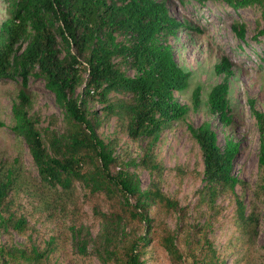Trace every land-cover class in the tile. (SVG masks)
Wrapping results in <instances>:
<instances>
[{"label":"trees","instance_id":"1","mask_svg":"<svg viewBox=\"0 0 264 264\" xmlns=\"http://www.w3.org/2000/svg\"><path fill=\"white\" fill-rule=\"evenodd\" d=\"M5 1L7 15L0 24V79L20 83L12 106V130L28 144L44 186H60L66 194L63 201H47L44 209L54 214L56 209L67 213L69 205L76 207L70 196L77 181L87 194L103 193L110 203L107 212L100 210V204L95 207L102 225L96 237L79 222L77 214L66 229L59 228L39 241L38 229L30 225L21 209V192L30 190L32 184L19 167L1 165L0 264H73L71 251L82 258L96 254L103 264H147L148 260L154 264L160 252L182 260L177 232L163 219L177 213V220L183 221L186 214H181L179 199L163 189L165 166L155 145L162 129L186 120L191 109L175 94L189 86L192 73L176 61L171 38L177 40L182 30L191 35L197 25L187 16L179 19L165 0ZM198 1L204 4L210 0ZM212 1H224L235 10L255 5L262 10L264 21V0ZM233 28L244 40L246 25L235 21ZM258 34L264 35V27ZM214 68L224 78L213 86L206 105L212 116L230 124L232 63L222 56ZM32 76L44 79L54 93L68 124L64 133L50 125L39 126L40 115L32 112L34 99L28 90ZM120 93L124 96L114 95ZM201 94L200 90L192 93L194 109L202 103ZM95 100L102 102L106 115L118 116L130 138L147 139L139 157L123 156L116 139L106 141L98 135L100 119L91 106ZM250 103L261 132L259 165L264 172V112L255 108L253 100ZM188 128L204 161V184L196 206H206L205 222L186 229L190 264H225L209 237L225 208L218 199L233 196L242 228L254 220V213L247 215L246 204L235 189L240 179L234 173V157L240 143L228 138L221 146L209 121L188 123ZM137 167L151 174L146 188ZM258 196L264 200V173ZM15 234L26 241L2 239Z\"/></svg>","mask_w":264,"mask_h":264},{"label":"rangeland","instance_id":"2","mask_svg":"<svg viewBox=\"0 0 264 264\" xmlns=\"http://www.w3.org/2000/svg\"><path fill=\"white\" fill-rule=\"evenodd\" d=\"M170 10L181 20L187 16L197 30H182L179 38H171L175 47L176 61L180 66L191 71L189 86L175 94L178 99L190 106L186 120L174 121L164 127L160 138L155 145V152L165 166L163 189L179 199L181 214L185 212L186 218L178 221L177 213L164 216V221L177 232L178 246L183 253L182 260H177L165 252L157 255L154 264H190L188 253L189 239L186 229L194 228L197 223H204L206 206H196L200 200L199 190L203 186L202 171L204 161L199 144L192 136L188 123L199 125L204 121L212 123L219 134V144L224 146L226 140L231 138L238 141L239 150L234 157V173L240 179L235 189L246 204L247 215L253 214L254 220L242 228L237 216V204L233 196L222 195L218 200L223 205L224 211L220 220L216 221L209 237L224 257L225 264H264V200L258 196V189L262 182L263 169L259 165V147L261 132L257 119L253 113L250 100L255 103V108L264 112V35L258 31L264 27L262 10L255 6H248L235 10L224 1H207L204 4L198 0H165ZM7 15V3L0 0V24ZM243 22L246 25L245 39L237 36L233 23ZM200 29V30H198ZM256 35L258 39L255 38ZM226 56L232 63L234 71L230 78V94L232 104V122L224 124L212 116L207 108L208 94L214 85L223 81L224 75L217 74L215 64ZM85 64V63H84ZM132 70L129 72L132 74ZM20 83L12 79H0V166H17L32 188H25L21 192V209L28 216L30 225H35L39 232V241L66 229L72 217L78 214L80 223L86 224L94 237L101 225V217L95 210L109 211L110 200L103 193L98 195L87 194L86 190L77 181L73 187L75 205L71 211L64 213L57 210L54 214L44 209L47 201H63L66 194L60 186L46 187L41 182L38 169L30 153L26 141L16 136L12 130V106L17 97ZM28 90L32 93L34 107L32 112L40 115L39 126L51 128L60 133L68 129L63 110L57 104L55 95L50 91L42 78L31 77ZM194 90L202 92V103L194 109L192 93ZM81 93V88L77 89ZM123 97V94H114ZM93 109L98 111L100 124L97 128L98 135L104 140L116 139L118 151L123 156L139 157L146 146L147 139L134 140L122 129V122L115 114L106 115L104 105L100 101L91 103ZM45 139L47 137L45 136ZM131 171H135L130 166ZM136 173L143 188L148 187L151 181L150 172L137 167ZM61 199V200H59ZM134 203L135 199L131 198ZM37 204L35 206L34 204ZM76 213L73 214L72 211ZM208 216V215H207ZM189 222L186 225V222ZM186 225V226H185ZM201 225V224H198ZM185 226V229L183 228ZM129 236L130 227H125ZM3 241L23 243L25 237L15 234L2 236ZM120 252L123 245L120 244ZM73 264H103L96 254L84 258L71 251ZM119 264V263H116ZM147 264H152L151 260Z\"/></svg>","mask_w":264,"mask_h":264}]
</instances>
